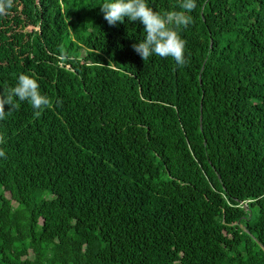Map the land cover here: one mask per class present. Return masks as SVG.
<instances>
[{"label":"trees","instance_id":"trees-1","mask_svg":"<svg viewBox=\"0 0 264 264\" xmlns=\"http://www.w3.org/2000/svg\"><path fill=\"white\" fill-rule=\"evenodd\" d=\"M100 2L0 13V96L51 101L0 120V264H264V0H197L182 66Z\"/></svg>","mask_w":264,"mask_h":264},{"label":"clouds","instance_id":"clouds-1","mask_svg":"<svg viewBox=\"0 0 264 264\" xmlns=\"http://www.w3.org/2000/svg\"><path fill=\"white\" fill-rule=\"evenodd\" d=\"M12 6L13 0H4L0 3V13ZM99 6L109 25L124 22L125 19L138 20L143 25L138 42L132 47L144 61L153 56L171 57L177 66L186 64L185 41L178 29L192 22L189 13L197 7V0H181L179 7L182 11L163 13L154 11L149 0H101ZM17 101H27L37 116L44 106L51 103L49 97L41 93L38 81L25 73L17 76L15 85L7 95L0 96V120H4L6 114L17 107ZM5 104L10 106L8 111L4 110ZM4 156L5 153L0 150V157Z\"/></svg>","mask_w":264,"mask_h":264},{"label":"water","instance_id":"water-1","mask_svg":"<svg viewBox=\"0 0 264 264\" xmlns=\"http://www.w3.org/2000/svg\"><path fill=\"white\" fill-rule=\"evenodd\" d=\"M244 207H245V208H247V206H246V205H244ZM259 245L262 247V245H261L260 243H259ZM263 249H264V248H263Z\"/></svg>","mask_w":264,"mask_h":264}]
</instances>
